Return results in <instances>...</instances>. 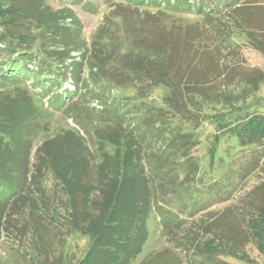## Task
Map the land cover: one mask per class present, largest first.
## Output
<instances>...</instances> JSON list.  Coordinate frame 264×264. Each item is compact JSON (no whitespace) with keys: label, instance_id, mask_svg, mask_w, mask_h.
Here are the masks:
<instances>
[{"label":"trees","instance_id":"16d2710c","mask_svg":"<svg viewBox=\"0 0 264 264\" xmlns=\"http://www.w3.org/2000/svg\"><path fill=\"white\" fill-rule=\"evenodd\" d=\"M123 1L128 8L141 7L145 32L123 36L102 27L87 45L79 27L73 31L66 23H75L70 10H52L45 0H0V239L21 208L32 217L48 209L42 185L48 174L66 196L68 227L89 239L77 264H130L147 240L150 216L157 217L161 235L175 247L185 240L179 236L181 223L234 189L227 179L230 171L212 182L200 169L190 155L198 140L184 126L196 121L199 111L238 105L264 84V72L238 70L243 62L231 38L238 32L264 56V5L210 0L216 5L207 8L203 0ZM147 8L157 9L163 19L154 21ZM189 10L202 15V21L167 20ZM223 11L230 15V27L219 24ZM113 15L125 17L117 11ZM74 51L81 53L79 61L71 57ZM64 71L73 90L54 94L43 107L40 100L51 87H61L58 78L67 75ZM218 79L226 84L241 80L242 94L212 91ZM122 88L134 97L119 95ZM159 88L165 90L161 106L146 102ZM92 101L99 108L90 106ZM58 111L74 128L51 133L48 117ZM219 116L225 117L210 119ZM217 123L218 133L231 135L238 147L264 146V115ZM219 140L217 134L211 140L209 165L221 166L228 157L216 156ZM250 159L232 179L259 171L261 157ZM247 211L242 228L220 231L209 221L199 225L205 235L223 238L208 241L203 250L208 256L243 260L238 249L250 242L264 255L263 198ZM141 264L182 263L164 249Z\"/></svg>","mask_w":264,"mask_h":264},{"label":"rangeland","instance_id":"374dc122","mask_svg":"<svg viewBox=\"0 0 264 264\" xmlns=\"http://www.w3.org/2000/svg\"><path fill=\"white\" fill-rule=\"evenodd\" d=\"M120 2H123L124 5H121ZM242 2H244L243 6L245 7L264 5V0H243ZM45 4L52 10H70L73 13L75 23H72L70 19L66 23L73 31L78 30L77 27H79L80 40L83 39L87 45L102 27L118 31L119 35L123 36L128 31L129 36L131 34L137 36L145 30L143 27L144 21L141 20L143 18L141 17V7L132 6L128 8V5H125L127 2L123 0H45ZM203 4L207 8L216 5L210 0H203ZM147 10L156 16L153 19L154 21H157V18L159 20L163 19L156 11L157 9L147 8ZM114 11H117V14L120 12L125 17L113 15ZM222 13L225 14L219 15L222 16V20L219 16H216V21L220 20V23L217 21V24H226L230 27L232 23L230 15H227L225 11ZM167 20L197 23L202 21V15H196L194 11L189 10L188 12L174 14ZM231 38L233 44L238 48L237 50L240 52V58L243 62L238 70L247 72V70L257 69L264 72V56L253 50L238 32H234ZM35 44L37 47L39 42L37 41ZM36 47H34V50H36ZM80 54L79 51H74L71 53V57L75 61H79ZM70 62L67 61L63 67L69 65ZM64 72L67 74L66 71ZM58 82L62 83L61 87H51L50 92L40 100L43 107L47 106L54 94H61L64 90H73L72 80L68 74L58 78ZM243 88L241 80L226 84V82L218 79L212 85V91L235 94L236 96L242 94ZM118 94L129 98H133L135 95L126 88L118 90ZM164 95L165 90L159 88L152 91L145 100L152 105L161 106ZM90 106L99 108L96 101H92ZM218 114H223L225 117L219 116L210 119V116ZM251 114L264 115V84L259 87L257 93L248 95V99L238 105L229 108L222 106L217 108L216 111H199L196 114L197 120L184 126L190 130L189 132L193 133L195 140H198L196 145L192 147L190 155L196 159L200 169L205 172V175H209L212 182L223 179L226 170L230 171L232 177H234L245 163L251 160L250 158L254 154L261 157L260 169L244 180H241L239 176L237 179L227 178L229 181L234 182V189L226 193V199L219 201L206 212L199 213L181 223L184 232H180L179 236L180 239L185 240L175 245V247L161 235V227L157 217L150 216L146 221L147 240L141 253L130 264H141L149 256L164 249H169L175 253L182 264H264V255L252 242L238 249L243 260L225 255L208 256L206 251H203L208 245V241L219 240V238L222 240L223 238L219 234L205 235L201 229H198L199 225H202V222L205 221L220 226V231L223 229L228 230L232 225L242 228V215L249 217L247 210L251 209V204H255L261 198L264 200V146L256 149L238 147L231 135L226 134L224 131L222 133L217 131V128H219L218 120L228 119L231 122H236ZM48 121H50L51 133H56L67 127L74 128L71 120L66 119L60 111L50 115ZM173 124L177 125V123ZM178 124L181 128L180 123ZM215 134L220 136L216 156H228L222 161L221 166H218L216 162L209 165V150L211 140ZM42 185L47 191L48 209L40 210L36 217H32L30 211L21 208L17 214L9 218L0 239V264H77L84 257L88 249L89 239L68 227L66 196L54 184L49 174L46 175ZM186 186L187 189L193 187V185ZM177 212L180 211L177 210ZM188 235L191 239L187 237ZM221 242L220 244L223 245L224 242Z\"/></svg>","mask_w":264,"mask_h":264}]
</instances>
